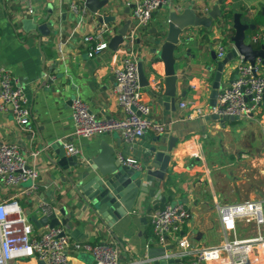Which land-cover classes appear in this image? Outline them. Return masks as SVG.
<instances>
[{
  "label": "crops",
  "instance_id": "1",
  "mask_svg": "<svg viewBox=\"0 0 264 264\" xmlns=\"http://www.w3.org/2000/svg\"><path fill=\"white\" fill-rule=\"evenodd\" d=\"M219 1L170 0L167 6L153 14L147 30L139 34L135 52L137 61L143 63L149 84L148 87L141 88V99L150 107L151 117L165 124V129L162 134L150 132L135 143L125 145L117 133L76 138L71 105L75 98H81L98 119H116L122 116V110L113 94L112 68L117 63L116 55L107 49L89 58L82 38L107 27L113 31L109 36L110 40L130 21V1L108 0V4L100 10L98 16L86 10L81 17L70 12L69 8L72 3L84 8V0H0V66L18 79L23 93L29 100L32 128V133L23 132L18 129L9 113H0V144L17 145L27 162L33 165L39 174L36 196L20 200L25 213L36 202L46 201L60 209L58 219L60 223L65 222L60 227L72 242H113L119 248L120 264H129L145 260L149 248L159 247L152 236L149 214L154 207L157 208V204H162L161 200L164 198L163 205L181 204L191 214L179 237L201 249L218 245L212 243L211 236L214 233L218 240L221 231L215 207L217 204L231 205L236 202L228 203L223 197L224 184L221 191H218V183L212 178L207 162L210 150L206 141L208 138L212 140L216 134L223 135L233 131V126L237 125L221 123L207 115L216 74V61H220L216 57V47L222 40L218 26L220 18L213 21L203 40H181L174 55L177 82L173 108L169 105L170 99L164 95V67L156 55L157 47L150 43L157 40L159 32L166 29L171 12L181 14L186 5H189L195 15L203 18H207L216 6L221 16L224 11H231L232 14H241L244 19L252 18L264 7V0H222V3ZM203 9H207L205 16L200 14ZM105 16L115 17V21L109 20L108 24H100L99 17ZM25 19H31L37 26L49 24V36L41 37L39 41L37 36L25 33L21 25V21ZM229 25L232 26L231 21ZM246 35L249 36L246 43L251 42L253 49L258 50L260 47H255L257 43L251 41L252 35ZM60 45L61 53L58 52ZM225 47L229 52L233 43ZM154 53L156 56H153ZM153 58L155 63L152 69H149L148 63ZM239 58L242 57L226 65L219 86L234 79L235 64ZM260 67L264 71V64L260 63ZM44 73L50 75L53 86L46 85L41 88ZM155 83L160 85V89L154 87ZM191 84L196 86L195 93L189 89ZM52 88L55 92L50 91ZM194 96L198 99L197 106L203 111V115H197L191 109H179L180 102ZM253 118L255 117L246 120ZM236 133L239 134V131L236 130ZM172 139L176 140V144L168 153L167 148ZM44 141L47 144L56 141L73 144L79 151L76 158L83 164L99 156L101 145L111 148L117 161L119 156L132 158L143 170L151 168L154 163L152 150L164 151L165 155L170 156V162L164 181L154 189L155 198L150 199L143 195L144 201L139 209H134V213L128 214L111 229H107L99 225L90 214L82 212L75 194L69 192V185L64 183L62 176L45 156ZM189 145L197 153L196 156L191 154ZM33 152H38L36 158L32 157ZM240 158L245 166H254L250 163L248 155L243 154ZM8 195L7 191L0 188V201ZM62 209H65L66 214H61ZM176 240L177 237H169L168 246H175Z\"/></svg>",
  "mask_w": 264,
  "mask_h": 264
},
{
  "label": "built area",
  "instance_id": "2",
  "mask_svg": "<svg viewBox=\"0 0 264 264\" xmlns=\"http://www.w3.org/2000/svg\"><path fill=\"white\" fill-rule=\"evenodd\" d=\"M133 5L130 26L123 37V44L114 52L117 63L112 68L114 78L113 94L122 110L120 118L98 119L92 114L88 105L75 98L71 105V117L76 138H90L97 135L117 133L125 145H131L145 137L148 133L162 134L165 124L151 117V109L141 99L137 71L135 44L139 34L147 30L153 14L169 4L170 0H129ZM70 12L81 17L86 9L76 4L70 5ZM31 12V11H30ZM207 9L200 14L205 16ZM229 19L223 21L229 23ZM221 27H224L221 24ZM221 27L219 30L221 31ZM197 30V31H196ZM112 29L103 27L95 33L82 38L86 55L95 57L108 49V39ZM191 38L201 40L199 29L189 28L182 34V42ZM253 43L264 45V25L258 34L251 36ZM62 52V46L58 47ZM226 47L219 43L216 47L218 60L225 58ZM260 61L254 66L244 62L242 58L235 64L234 79L219 86L216 103L207 111L208 116L238 117L247 119L260 114L264 106V71ZM157 90L160 85L155 83ZM189 89L195 93L196 86ZM196 96L179 103L180 110L191 109L197 115L203 111L197 106ZM0 113H9L16 126L23 132L32 133L29 100L9 70L0 66ZM190 147V145H189ZM69 155L77 157L78 149L67 144ZM190 147L193 156L197 153ZM33 158L38 152H33ZM264 160V154L262 156ZM123 166L135 172H141L142 166L132 158L118 157ZM29 184V185H28ZM0 188L8 192V197L0 201V264H83L77 255L83 253L93 259L92 264H120L119 248L115 243L89 241L72 242L60 226H48L36 229L31 223V216L58 218L60 209L46 201H38L28 210L26 215L20 205L21 198H34L39 189V174L35 167L27 162L17 145L0 144ZM11 190H17L11 194ZM222 232L233 230L237 224L253 225L255 235L241 239L226 236L216 246L197 248L186 239L179 237L190 219L189 210L181 204H165L152 209L149 224L152 236L159 247L168 246L169 237H177L173 250L167 255L177 259L180 264H264V198L249 199L231 205L217 204L215 207ZM225 234V233H224ZM143 261L129 264H143Z\"/></svg>",
  "mask_w": 264,
  "mask_h": 264
},
{
  "label": "water",
  "instance_id": "3",
  "mask_svg": "<svg viewBox=\"0 0 264 264\" xmlns=\"http://www.w3.org/2000/svg\"><path fill=\"white\" fill-rule=\"evenodd\" d=\"M195 1V0H193ZM223 1L220 0L219 3ZM108 4V0H84L83 7L92 15L98 16L100 10ZM130 9L133 5H129ZM261 14L264 16V7L261 8ZM221 17V12L216 6L207 18L199 17L189 8L185 6V10L181 14L174 11L171 12L168 18L167 27L164 31L159 32L157 40H152L150 44L157 47V57L164 67V95L170 99V107H175V91L177 77L175 76V53L181 44L182 34L189 28L209 29L213 21ZM114 22L115 17H99L100 24H108V21ZM231 29L233 36L231 43L233 48L227 52L225 58L217 62L216 74L210 94V107H214L217 98L222 73L229 63L233 62L238 57H242L244 62L254 66L258 60L264 64V45L258 50L253 49V44L248 41V31H252L255 26L243 24L241 22V14L234 13L232 18ZM229 21V23H230ZM23 31L29 35H35L41 40V37H48L49 32L47 26L49 24H41L37 26L31 19L21 21ZM130 21L119 29L116 34L109 40L108 49L115 52L122 44L123 37L126 35ZM138 43V42H137ZM140 52V51H139ZM155 53L153 56H156ZM118 59V57L116 58ZM155 63V58L148 63L149 69ZM138 80L140 88L149 86L148 78L143 69V63L137 62ZM53 80L50 75L44 73V81L41 88L46 85L53 86ZM50 91L55 92L52 88ZM212 119L221 123H238V117H221L212 116ZM176 144V140H170L167 152L170 153ZM67 142L56 141L51 144L43 142L44 154L50 160L52 165L57 169L59 174L64 179V183L69 185V192L75 194V199L81 206L83 213H88L99 223L103 228L111 229L128 214L135 212L134 209H139L144 201V196L147 195L150 199L155 198L154 189L157 185L164 181L167 173L170 156L165 155L164 151L154 153V163L149 169H144L141 172H135L127 166H123L114 157L113 150L101 145L99 156L87 163H79L76 157L69 156L66 151ZM29 185V184H28ZM165 203V199L161 200ZM175 205V204H172ZM61 214H66L65 209L61 210ZM29 215V211L26 212ZM31 223L34 227L40 230L48 226L54 228L65 224L60 223L58 218H46L31 216ZM173 246H165L158 248H149L147 250V258L143 260V264H180L177 259L167 257L168 253L173 250ZM77 260L83 264H92L93 259L89 255L80 254Z\"/></svg>",
  "mask_w": 264,
  "mask_h": 264
},
{
  "label": "rangeland",
  "instance_id": "4",
  "mask_svg": "<svg viewBox=\"0 0 264 264\" xmlns=\"http://www.w3.org/2000/svg\"><path fill=\"white\" fill-rule=\"evenodd\" d=\"M225 27V24L222 23ZM230 23L227 24V26ZM264 109L253 119H241L237 125L233 126V131L226 134H216L213 139H207L209 145L208 164L211 168L212 178L218 183V191L224 184L223 197L228 203H241L250 198H264ZM261 116V117H260ZM263 117V119H262ZM252 120V121H251ZM239 131V134L236 133ZM250 157V163L254 166H245L242 163V155ZM238 158V159H237ZM238 160V161H237ZM221 166V167H218ZM13 193V191H10ZM234 203V204H236ZM211 229L214 230L212 227ZM219 239L212 233L213 244H219L226 236H234L246 239L255 235L253 225L244 226L239 223L233 230L222 232L220 224ZM225 233V234H224ZM210 242V243H211ZM79 253L77 256H79ZM85 255V254H84Z\"/></svg>",
  "mask_w": 264,
  "mask_h": 264
},
{
  "label": "trees",
  "instance_id": "5",
  "mask_svg": "<svg viewBox=\"0 0 264 264\" xmlns=\"http://www.w3.org/2000/svg\"><path fill=\"white\" fill-rule=\"evenodd\" d=\"M225 5V4H223ZM232 13L231 11H224L222 16L220 17V19L218 20V26L221 27V22L222 20H226V19H231L232 18ZM241 22L243 24L246 25H250V26H255V28L252 31H248L247 33H249L250 35H255L258 34L260 32V27L264 25V16L261 14V12L257 13V15L253 16L250 19H244L241 16ZM221 35H222V40H221V44H223L224 46L231 44V38L233 36V30L231 29V27L225 25V27H221ZM200 32L202 33V38L201 40H203V38L208 34V32L210 31L209 29H204V28H199ZM261 46L260 42H257V44H255V47L258 48ZM163 204H157L156 207H162ZM155 208V207H154Z\"/></svg>",
  "mask_w": 264,
  "mask_h": 264
}]
</instances>
